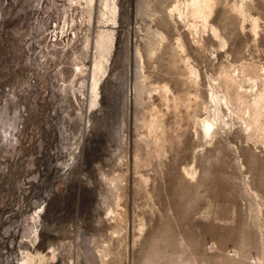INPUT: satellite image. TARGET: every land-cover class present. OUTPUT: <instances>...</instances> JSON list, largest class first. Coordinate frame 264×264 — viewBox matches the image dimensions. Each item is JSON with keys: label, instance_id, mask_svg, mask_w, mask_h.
Listing matches in <instances>:
<instances>
[{"label": "rangeland", "instance_id": "1", "mask_svg": "<svg viewBox=\"0 0 264 264\" xmlns=\"http://www.w3.org/2000/svg\"><path fill=\"white\" fill-rule=\"evenodd\" d=\"M104 1L0 0V264H264V0Z\"/></svg>", "mask_w": 264, "mask_h": 264}, {"label": "bare ground", "instance_id": "2", "mask_svg": "<svg viewBox=\"0 0 264 264\" xmlns=\"http://www.w3.org/2000/svg\"><path fill=\"white\" fill-rule=\"evenodd\" d=\"M105 2V6H104V8L105 9H108L107 7H108V3H107V1L105 0L104 1ZM244 2V1H243ZM213 3L215 4V2H214V0H187L186 1V3H185V9L184 10H187L188 11V13H187V11H186V13L188 14V17H191V19L192 20H202V24H203V22H204V24H207L208 22H207V19H208V17H209V15L211 14V12H213L212 11V7H213ZM184 4V3H183ZM243 4V3H242ZM113 5H114V3H113ZM241 5V4H240ZM180 6V5H179ZM179 6H173V8L171 9V12H173V13H175V14H177L178 16H180V18H181V16H182V12H183V9L182 10H180V8H178ZM183 6V7H184ZM238 7V6H237ZM238 8H236V10H237ZM241 9H244L243 7H241L240 6V9H239V11L241 10ZM182 11V12H181ZM238 11V10H237ZM242 11V10H241ZM170 12V11H169ZM244 13H245V11H243ZM239 13V12H238ZM241 13V12H240ZM171 15V14H170ZM174 15V14H173ZM185 16H186V19L188 18L187 17V15L185 14ZM184 17V16H183ZM182 17V18H183ZM211 17V16H210ZM181 18V19H182ZM209 21V20H208ZM255 24V23H254ZM257 25V24H256ZM205 26V25H204ZM208 27V26H207ZM255 28H256V26H255ZM212 29V33L214 34V36H216V31H215V29H213V28H211ZM99 45V44H98ZM103 44H101V46H102ZM105 45V44H104ZM100 46V47H101ZM180 47H182V46H180ZM183 48V47H182ZM100 65V64H99ZM99 65H97L96 67H95V72L96 71H99L101 68H100V66ZM104 66V65H103ZM104 68V67H103ZM103 68H102V70H103ZM101 72V71H100ZM190 72H191V70H190ZM194 72V71H193ZM196 72H194L193 74H195ZM95 74H97V72L95 73ZM194 76H196V75H194ZM227 76V75H226ZM230 77V76H229ZM226 78H228V77H226ZM233 77H231L230 79H228L227 81L228 82H230L231 84H232V87H234L233 85H234V80L232 79ZM235 78V77H234ZM236 79V78H235ZM225 83H226V81H225ZM238 83V82H237ZM236 83V84H237ZM255 83V82H254ZM264 84V83H263ZM227 85V84H226ZM256 86H257V84H255ZM97 83L95 82L94 83V87H93V89H94V91H95V89H97ZM212 86V85H211ZM217 86V85H216ZM215 85L213 86V87H216ZM228 86V85H227ZM230 86V85H229ZM236 86V85H235ZM264 87V86H263ZM262 87V90L260 91V92H256L257 94L255 95V98H254V101H253V103L251 104V107L250 106H248V107H250L251 108V119L254 121V122H256L257 121V119H258V116H259V114H257V109H258V107L260 106V105H264V88ZM217 88L218 87H216V90H217ZM235 88V87H234ZM257 90V89H256ZM240 91H241V89H240ZM96 92V91H95ZM212 94H211V100L214 102V103H217V105L216 106H218V104H220V103H223L224 104V106L226 105L227 106V104L229 103V102H227L228 100H229V98L228 97H230V96H226V95H223V96H218L217 94H215L213 91L211 92ZM242 94V93H241ZM243 96H245L244 94H242ZM254 96V95H253ZM242 99H245L244 97L242 98L241 97V95L240 94H238V93H236L235 94V100L238 102V103H241L242 104ZM246 100V99H245ZM230 101V100H229ZM232 101V100H231ZM235 101V102H236ZM236 102V103H237ZM244 102V101H243ZM233 103H234V101H233ZM237 103V106L239 105ZM231 104V103H230ZM241 106V105H240ZM244 107V106H243ZM230 108V107H229ZM229 108H227V109H229ZM246 108V107H245ZM244 108V109H245ZM237 109H240V107L239 108H237ZM234 110V109H233ZM249 111H250V109H249ZM246 112H247V110H246ZM249 113V112H248ZM245 115H246V113H245ZM247 116V115H246ZM248 116H249V114H248ZM248 118H250V117H248ZM248 118H247V120H248ZM259 122V121H258ZM201 123H202V128L201 129H203V131L206 133V135L207 134H210V133H214L213 131H214V125L212 124V123H210L206 118L204 119V120H202L201 121ZM248 126H246V128H247ZM219 128V127H218ZM202 131V132H203ZM215 131H217V130H215ZM215 133H217V132H215ZM214 133V134H215ZM204 134V133H203ZM205 135V134H204ZM209 136V135H208ZM215 136V135H214ZM213 137V136H212Z\"/></svg>", "mask_w": 264, "mask_h": 264}]
</instances>
